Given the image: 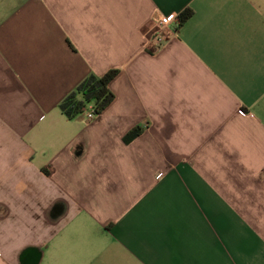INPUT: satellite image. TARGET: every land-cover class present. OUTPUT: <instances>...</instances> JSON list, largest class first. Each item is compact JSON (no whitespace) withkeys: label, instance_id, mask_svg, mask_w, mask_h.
Segmentation results:
<instances>
[{"label":"crops","instance_id":"obj_1","mask_svg":"<svg viewBox=\"0 0 264 264\" xmlns=\"http://www.w3.org/2000/svg\"><path fill=\"white\" fill-rule=\"evenodd\" d=\"M0 264H264V0H0Z\"/></svg>","mask_w":264,"mask_h":264},{"label":"trees","instance_id":"obj_2","mask_svg":"<svg viewBox=\"0 0 264 264\" xmlns=\"http://www.w3.org/2000/svg\"><path fill=\"white\" fill-rule=\"evenodd\" d=\"M193 16L191 10H187L179 18L182 26ZM120 71L114 69L103 77L90 75L74 92L65 98L60 104L61 112L69 119L74 120L85 114L92 106L96 117L101 115L115 100V95L110 89L111 82L119 75ZM141 128L131 131L125 141H133L142 134ZM48 174V173H47Z\"/></svg>","mask_w":264,"mask_h":264},{"label":"built area","instance_id":"obj_3","mask_svg":"<svg viewBox=\"0 0 264 264\" xmlns=\"http://www.w3.org/2000/svg\"><path fill=\"white\" fill-rule=\"evenodd\" d=\"M179 18V15L172 14L160 15L154 19L153 27L144 34L150 52L157 53L177 34L176 30L181 26ZM95 117V109L91 106L88 110V118L93 120Z\"/></svg>","mask_w":264,"mask_h":264},{"label":"rangeland","instance_id":"obj_4","mask_svg":"<svg viewBox=\"0 0 264 264\" xmlns=\"http://www.w3.org/2000/svg\"><path fill=\"white\" fill-rule=\"evenodd\" d=\"M85 115H86V117H88V113H86Z\"/></svg>","mask_w":264,"mask_h":264}]
</instances>
